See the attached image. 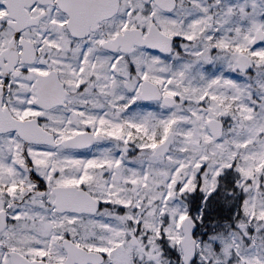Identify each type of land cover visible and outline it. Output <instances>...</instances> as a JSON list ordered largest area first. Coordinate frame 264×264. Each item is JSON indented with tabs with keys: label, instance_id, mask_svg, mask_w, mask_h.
I'll return each mask as SVG.
<instances>
[{
	"label": "snow or ice",
	"instance_id": "obj_1",
	"mask_svg": "<svg viewBox=\"0 0 264 264\" xmlns=\"http://www.w3.org/2000/svg\"><path fill=\"white\" fill-rule=\"evenodd\" d=\"M0 264H264V0H0Z\"/></svg>",
	"mask_w": 264,
	"mask_h": 264
}]
</instances>
